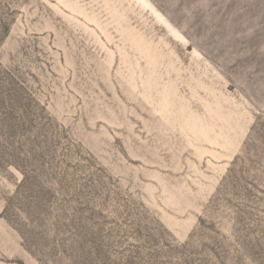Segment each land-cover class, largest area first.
<instances>
[{
    "label": "rangeland",
    "instance_id": "obj_1",
    "mask_svg": "<svg viewBox=\"0 0 264 264\" xmlns=\"http://www.w3.org/2000/svg\"><path fill=\"white\" fill-rule=\"evenodd\" d=\"M0 264H264V0H0Z\"/></svg>",
    "mask_w": 264,
    "mask_h": 264
}]
</instances>
